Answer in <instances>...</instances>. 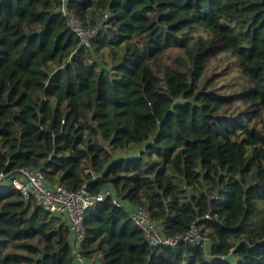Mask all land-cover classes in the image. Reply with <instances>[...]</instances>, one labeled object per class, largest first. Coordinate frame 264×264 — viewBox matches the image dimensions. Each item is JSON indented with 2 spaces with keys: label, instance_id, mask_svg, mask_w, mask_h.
Listing matches in <instances>:
<instances>
[{
  "label": "trees",
  "instance_id": "1",
  "mask_svg": "<svg viewBox=\"0 0 264 264\" xmlns=\"http://www.w3.org/2000/svg\"><path fill=\"white\" fill-rule=\"evenodd\" d=\"M70 15L101 23L90 46ZM224 53L232 62L199 85ZM231 65L244 88H209ZM263 113L264 0H0V173L28 166L119 197L86 212V260L264 264V125L250 126ZM8 181L0 264H73L69 223ZM138 205L168 235L196 223L209 245L152 248Z\"/></svg>",
  "mask_w": 264,
  "mask_h": 264
},
{
  "label": "built area",
  "instance_id": "2",
  "mask_svg": "<svg viewBox=\"0 0 264 264\" xmlns=\"http://www.w3.org/2000/svg\"><path fill=\"white\" fill-rule=\"evenodd\" d=\"M108 13L104 14V19ZM71 29L79 36V46H90L91 40L101 27V23L93 29H86L75 16L68 17ZM0 173V181L9 180L8 184L17 188L25 200H32L44 210L54 215H64L67 217L73 239V253L75 259L80 264H96L97 260H86L81 251V242L85 232V214L97 203L112 197L113 203L121 206L118 196L113 195V191L107 188L98 194H92L83 185L77 190H71L61 184L51 185L47 182L41 170L31 167H23L15 172L14 176ZM9 177V178H8ZM132 220L141 228L152 248L158 246H176L181 242H190L195 245H209L207 238L203 236L199 226L194 223L190 228L180 234L168 235L155 222L151 214L143 205H138L129 211Z\"/></svg>",
  "mask_w": 264,
  "mask_h": 264
},
{
  "label": "rangeland",
  "instance_id": "3",
  "mask_svg": "<svg viewBox=\"0 0 264 264\" xmlns=\"http://www.w3.org/2000/svg\"><path fill=\"white\" fill-rule=\"evenodd\" d=\"M100 56L101 55L99 56L97 55L96 58L100 59ZM230 62H232V59L227 53L219 55L216 60H213V62L207 64V68L205 69L206 71H204L202 76L200 77L199 85L201 86L204 85L206 83V80L210 76H212L218 71H221L222 68H224L226 64ZM244 86H245L244 76L240 73V71L235 65H231L229 67L228 73L215 78L213 83L209 85V88H213V87L221 88L222 87L223 88L222 91L229 93L230 91H232L233 88L241 89V88H244ZM254 125L259 126V127L264 125V113L261 116H259V118L251 120L250 126H254ZM140 148H141L140 145H132V147H129L127 151H123L122 155H126L131 152L137 153V151ZM252 177L255 178L256 173L255 174L253 173ZM261 209H264L263 204L261 205ZM259 212L261 216L264 213L262 211H259Z\"/></svg>",
  "mask_w": 264,
  "mask_h": 264
},
{
  "label": "crops",
  "instance_id": "4",
  "mask_svg": "<svg viewBox=\"0 0 264 264\" xmlns=\"http://www.w3.org/2000/svg\"><path fill=\"white\" fill-rule=\"evenodd\" d=\"M129 207L132 208V209H134L133 206H129ZM60 216H62V218L68 223V220H67V217L66 216H64V215H60ZM73 264H80V263L77 260H75V262ZM96 264H99V262L96 261Z\"/></svg>",
  "mask_w": 264,
  "mask_h": 264
}]
</instances>
